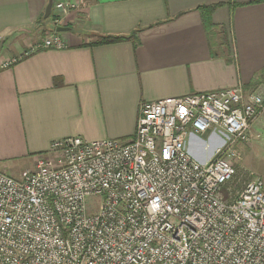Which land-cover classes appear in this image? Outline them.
Instances as JSON below:
<instances>
[{"label": "built area", "instance_id": "1", "mask_svg": "<svg viewBox=\"0 0 264 264\" xmlns=\"http://www.w3.org/2000/svg\"><path fill=\"white\" fill-rule=\"evenodd\" d=\"M83 6L54 0V30L24 55L67 49L57 28ZM263 111L264 93L242 86L160 99L129 140L67 137L21 178L0 170V264H264V181L224 195Z\"/></svg>", "mask_w": 264, "mask_h": 264}, {"label": "crops", "instance_id": "2", "mask_svg": "<svg viewBox=\"0 0 264 264\" xmlns=\"http://www.w3.org/2000/svg\"><path fill=\"white\" fill-rule=\"evenodd\" d=\"M48 2L0 0V62L21 58L0 71V170L9 176L33 170L56 140L133 138L143 103L236 86L264 93V0H84L65 17L67 49L26 56L54 30ZM250 133L239 150L260 162L259 173L245 169L264 181V111Z\"/></svg>", "mask_w": 264, "mask_h": 264}, {"label": "rangeland", "instance_id": "3", "mask_svg": "<svg viewBox=\"0 0 264 264\" xmlns=\"http://www.w3.org/2000/svg\"><path fill=\"white\" fill-rule=\"evenodd\" d=\"M202 141L204 142H208L209 141V135H205L203 136L202 138ZM199 142L198 143H193L192 144V154L198 158V159H202L204 160L206 157H208L210 154H204L202 153L200 147H199ZM218 143H215V145H217ZM214 146V145H213ZM238 153H239V156H238V159L236 160V162L234 163L236 169H237V173H236V177L234 178V180L225 188V193L224 195L227 197V198H234L236 196L237 193H239L245 183H247L248 181L254 179V178H257L256 177H253L251 175V172H249L248 170L245 169V166L249 169H254V171L256 173H259V168L261 166L260 162L259 161H254L252 162V159L251 157H248L247 159H244L242 153L240 152L239 148H238ZM260 178V177H258ZM229 191H232V195L231 194H228V190Z\"/></svg>", "mask_w": 264, "mask_h": 264}, {"label": "trees", "instance_id": "4", "mask_svg": "<svg viewBox=\"0 0 264 264\" xmlns=\"http://www.w3.org/2000/svg\"><path fill=\"white\" fill-rule=\"evenodd\" d=\"M202 11H203V16H204V21H205L207 27H210V16H211L213 9L212 8H204V9H202ZM132 39L136 40V33H134L133 35L128 36V37H104L97 44L105 45V44L125 42V41L132 40Z\"/></svg>", "mask_w": 264, "mask_h": 264}, {"label": "water", "instance_id": "5", "mask_svg": "<svg viewBox=\"0 0 264 264\" xmlns=\"http://www.w3.org/2000/svg\"><path fill=\"white\" fill-rule=\"evenodd\" d=\"M53 4H54V0H49L47 7L45 9L44 16H43L45 20H48L50 18L51 13H52ZM69 30L70 28H67V27L57 28V32H60V33L68 32Z\"/></svg>", "mask_w": 264, "mask_h": 264}]
</instances>
